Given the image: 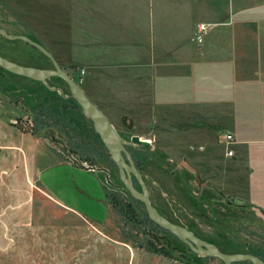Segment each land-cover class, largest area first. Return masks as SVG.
<instances>
[{
    "label": "rangeland",
    "instance_id": "1",
    "mask_svg": "<svg viewBox=\"0 0 264 264\" xmlns=\"http://www.w3.org/2000/svg\"><path fill=\"white\" fill-rule=\"evenodd\" d=\"M0 26L38 40L27 32L25 18L18 17L8 1L0 0ZM0 53L22 64L53 65L38 47L3 33ZM48 83L52 92L40 80L0 69V264H225L219 256L198 254L165 228L136 225V238L125 237L129 224L119 213L116 199H131L142 215L145 205L132 198L117 163L89 115L73 98L70 86L57 77ZM16 93L17 100L13 99ZM38 96L48 98L50 108L45 111L52 120L33 133L36 121L25 113L27 106L22 107L21 101L25 98L30 105H37ZM61 104L68 115L65 120L57 110ZM51 106L56 112L51 113ZM257 129L253 127L251 132L252 156L247 161L241 160L244 155L239 159L238 170L245 175L239 178L230 176V163H224L229 157L225 152L232 148L231 142L222 139L226 132L211 133L213 154L221 164L207 161L205 167L199 162L197 134L190 138L193 155H186L190 145L177 133L142 136L152 141L147 147L131 140L135 132L129 128L120 132L162 213L226 251L255 249L264 253V143L259 142L263 138H258ZM36 135L47 137L48 143ZM51 148L55 154L79 158L78 163H67L57 154L58 161L52 164ZM83 148L92 158L80 157ZM246 180L250 193L263 202L246 208L229 205L231 192L238 190L237 194L243 195ZM135 185L140 188L136 181ZM51 191L85 215L70 209ZM158 248H164L163 252L154 250ZM167 249L169 254L164 253ZM241 264L253 263L247 260Z\"/></svg>",
    "mask_w": 264,
    "mask_h": 264
},
{
    "label": "crops",
    "instance_id": "2",
    "mask_svg": "<svg viewBox=\"0 0 264 264\" xmlns=\"http://www.w3.org/2000/svg\"><path fill=\"white\" fill-rule=\"evenodd\" d=\"M3 1L120 131L177 133L186 146L197 134L203 166L221 164L211 133L230 131L236 154L225 152L224 163L230 176H245L238 165L252 156L253 127L264 143V0ZM49 154L57 163L59 153ZM246 185L229 205L263 202Z\"/></svg>",
    "mask_w": 264,
    "mask_h": 264
},
{
    "label": "water",
    "instance_id": "3",
    "mask_svg": "<svg viewBox=\"0 0 264 264\" xmlns=\"http://www.w3.org/2000/svg\"><path fill=\"white\" fill-rule=\"evenodd\" d=\"M1 33L7 38H24L51 58L53 62L52 67H45L26 63L22 64L0 53V64L7 70H11L21 75H27L36 80H43L47 84L48 79L53 75H59L68 82V85L72 90V95L78 100L85 113L93 120L94 128L100 133L101 139L107 146L110 156L116 161L122 181L127 188H129L131 194L135 198L145 202L147 213H149V216L156 223H159L172 233H175L181 240L189 244L192 250L200 255L219 256L223 259L225 264H234V261L236 260L246 259H250L253 264H264V258L261 255L259 256L250 251L226 252L222 250L218 244L197 235L189 227H186L175 220H171L168 216L162 213L154 204L153 199H151L150 187L144 178L143 171L137 166L135 158L132 156L131 150L124 141L120 130L110 120L109 116L102 110V108L88 96L83 85H80V83L61 66L57 57L54 56L53 52H51L44 43L34 40L24 32L13 34L2 26H0V34ZM131 140L135 143H142L147 147L151 146L152 143L150 139L139 136L138 134H132ZM82 167L84 168L85 166ZM197 177H199V171H197ZM135 179L140 185V188L135 185Z\"/></svg>",
    "mask_w": 264,
    "mask_h": 264
},
{
    "label": "trees",
    "instance_id": "4",
    "mask_svg": "<svg viewBox=\"0 0 264 264\" xmlns=\"http://www.w3.org/2000/svg\"><path fill=\"white\" fill-rule=\"evenodd\" d=\"M24 39V38H23ZM28 42V41H27ZM29 43V42H28ZM43 52V51H42ZM45 54V53H44ZM46 55V54H45ZM40 66H42V65H40ZM0 69H2V70H5V71H7V72H12V73H15V72H13V71H11V70H7L6 68H4L1 64H0ZM15 74H18V73H15ZM18 75H20V76H24V75H21V74H18ZM53 77H57V78H61L62 80H64L65 81V79H63L61 76H59V75H53L52 77H50V78H53ZM49 78V79H50ZM38 80H40V79H38ZM37 80V81H38ZM40 81H42L43 83H44V85L46 86V88L48 87L49 88V90H50V92H52L53 90H52V87L50 86V83H46V82H44L43 80H40ZM66 82V81H65ZM66 84H68V82H66ZM47 88V89H48ZM13 96H15L13 99H15V100H17V99H19V94H14ZM40 96H38L37 97V100H38V104L37 105H30L29 103H27L26 101H24L25 100V98H22L23 99V101H21L22 102V107H25V106H27L26 107V112L25 113H27L28 115H30V116H33L34 118H33V120H35L36 121V124H33L32 125V127H31V130H32V132L33 133H39L40 131H41V128L42 127H46L48 124H49V121L50 120H52V119H48V117L50 118V117H52L48 112H49V108H50V106H49V104H48V102H47V100H48V98H46V96H45V99H42V98H39ZM39 98V99H38ZM74 99H75V97H73ZM76 100V99H75ZM78 101V100H77ZM25 102H26V104L27 105H25ZM79 103V102H78ZM80 104V103H79ZM51 108H52V110H51V113H54V110H55V112H56V108H54L53 109V107L51 106ZM45 109H47L48 110V112L47 111H45ZM57 110H58V113H60V114H63V115H65V117H62L64 120L65 119H67L68 118V115H66L67 113H66V111H64V108H63V106H62V104L60 105V107L58 106V108H57ZM65 113V114H64ZM73 119V118H72ZM91 119V118H90ZM91 122L93 123V120L91 119ZM97 134H99V132H97V131H95ZM75 147H78V146H75ZM76 149V148H75ZM77 150V149H76ZM78 151V150H77ZM80 152V157L82 158V157H87V159L89 158H92V157H89L88 155H90L91 156V153L89 152V150H85L84 148H83V151H79ZM59 153V152H58ZM60 155V158H62V160H64V161H67V162H72V163H74V164H77L78 163V161H79V158H77V157H72V156H69V155H61V154H59ZM114 159V158H113ZM84 160V159H83ZM116 162V161H115ZM136 164H137V166L139 167V169H140V164L139 163H137L136 162ZM141 170V169H140ZM122 180V179H121ZM135 181L137 182V180L135 179ZM138 183V182H137ZM108 194V193H107ZM115 196V195H114ZM133 196V195H132ZM108 198V197H107ZM119 198V197H118ZM132 198H135L134 196L132 197ZM135 199H137V198H135ZM117 201H116V205H117V209L119 210V213L120 214H122V216L124 217V219L126 220V222H128V224H129V229H125V231H124V235H125V237H127V238H133L134 239V237L136 238V233H135V226L137 225H145V226H147V227H150V228H153V227H161V228H165V227H163V226H161L159 223H156L150 216H149V213H147V210H146V206H145V208H144V212H143V215L142 214H140V212H138L139 211V209L134 205V204H132L133 202H132V200L131 199H127V200H123L122 198H121V200H120V198L119 199H116ZM139 201H141L140 199H138ZM107 202H109L108 200H107ZM142 202V201H141ZM144 205H145V202L143 201L142 202ZM165 229H167V228H165ZM168 230V229H167ZM170 231V230H169ZM162 249H164V248H158V249H154L155 251H157V252H163V250ZM192 249V248H191ZM221 249L222 250H224V251H226L225 249H223L222 247H221ZM249 251V250H248ZM165 252H167V254H169L170 252H169V250L167 249V250H165L164 251V253ZM226 252H229V251H226ZM250 252H252V253H254V254H257V255H261L263 258H264V253L263 252H258V251H256L255 249H250ZM206 257H215V256H210V255H205ZM247 260H249V261H251L250 259H246V260H236V261H234V264H241V263H244V262H246ZM253 263V262H252Z\"/></svg>",
    "mask_w": 264,
    "mask_h": 264
},
{
    "label": "built area",
    "instance_id": "5",
    "mask_svg": "<svg viewBox=\"0 0 264 264\" xmlns=\"http://www.w3.org/2000/svg\"><path fill=\"white\" fill-rule=\"evenodd\" d=\"M207 26L208 25H206L204 23H200L199 31H198L197 36H196L197 39L202 40L203 32L207 29ZM81 71L85 72L84 68H82ZM222 139L228 144V143H230V142H232L234 140V134L232 132L228 131V132L224 133ZM201 146H203V145H201ZM226 153H228L230 155L236 154L234 149L231 148V147H228Z\"/></svg>",
    "mask_w": 264,
    "mask_h": 264
},
{
    "label": "flooded vegetation",
    "instance_id": "6",
    "mask_svg": "<svg viewBox=\"0 0 264 264\" xmlns=\"http://www.w3.org/2000/svg\"><path fill=\"white\" fill-rule=\"evenodd\" d=\"M196 176H197V172H196Z\"/></svg>",
    "mask_w": 264,
    "mask_h": 264
}]
</instances>
